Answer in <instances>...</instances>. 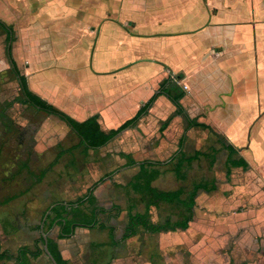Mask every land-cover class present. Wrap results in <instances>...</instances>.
Returning <instances> with one entry per match:
<instances>
[{"label":"crops","instance_id":"obj_1","mask_svg":"<svg viewBox=\"0 0 264 264\" xmlns=\"http://www.w3.org/2000/svg\"><path fill=\"white\" fill-rule=\"evenodd\" d=\"M20 12L23 18L16 25L29 27L22 30L28 58L23 73L36 94L78 121L99 115L102 128L111 130L135 117L160 83L171 77L186 92L183 100L199 111V121L211 124L220 140L231 144L250 165L247 170L232 167L228 178L229 151L218 140L211 143L210 148L219 149L212 168L219 166L227 179L214 201L221 214L206 224L201 210L194 208L187 230L141 231L127 239L124 207L134 204L137 195H130L128 204L115 195L106 198L109 180L100 182L94 190L97 205L123 209L119 215L113 211L104 215L102 228L78 226L73 235L58 238L63 260L67 264H264V0H0V19L7 24ZM63 19L74 26L67 48L47 30V25H61ZM54 49L60 61L44 62ZM166 110L174 112L175 105L163 94L136 125L97 149L84 143L76 131L77 142L63 147L53 135L56 130L32 117L21 120L17 137L10 128L6 141L5 131H0L2 249H36L44 234L57 237L59 220L53 224L54 218L67 204L69 213L77 212L75 201L80 198L62 194L78 187L79 181L74 182L79 177L65 184L66 175L60 171L75 165L79 154L94 155L97 150L109 154L125 143L138 154L171 150V157L157 159L164 163L160 176L169 171L177 176L175 163L165 164L177 154L175 139L164 138L172 126ZM179 118H173L174 124ZM161 122L164 126H159ZM8 124L17 126L11 120ZM180 134L184 136L179 151L196 144L191 129ZM99 163L105 167L94 156L86 162L94 182ZM106 164L110 172V161ZM216 186L218 192L217 180ZM202 191L199 197L204 198L209 192ZM139 201L144 202L142 195ZM241 205H246L242 211ZM83 209L90 214L88 206ZM69 213L64 217L74 216ZM146 234H161L164 241L147 242ZM29 262L53 264L46 252ZM0 264L19 262L0 259Z\"/></svg>","mask_w":264,"mask_h":264},{"label":"rangeland","instance_id":"obj_2","mask_svg":"<svg viewBox=\"0 0 264 264\" xmlns=\"http://www.w3.org/2000/svg\"><path fill=\"white\" fill-rule=\"evenodd\" d=\"M7 13V12H6ZM23 18L22 12L18 13L17 18H13L8 24L10 27L14 28L15 31V37L16 40L12 43H10L11 51H12V58L9 56L8 53V38H7V32L0 26V131H5L3 133V139L6 138V141L8 140V137L6 136L9 129L11 128L12 133L14 132L16 134V137L18 134L19 123L21 120L24 119V117H32L31 119H36L39 121L40 124H46L48 128L56 130L57 132L53 134L56 138V140L60 141V144L63 147H70L71 145H74L77 142V138L75 136L74 130L71 127V125L64 120L63 118L52 115L43 111H38L33 109L29 104H26L24 102L25 96L23 94V91L20 87L19 78L14 73L13 70V63L12 60H14L18 66V68L24 72L25 67L28 65V58L25 57L24 49H23V42L26 38L23 36V31L29 30L25 29L23 26H17L18 22ZM59 22H63L61 25L58 24H49L47 25V30L52 32V34L56 37H60L62 39V43L64 46H67L70 43H67V37H70L68 34L72 33L71 30L74 26L70 25V21L68 19L59 20ZM68 24V25H66ZM46 26V25H45ZM38 34L41 32V29L35 30ZM41 40V37H33V39ZM63 40L65 42H63ZM48 58H44V62H58L60 61V55L58 56V50L54 49V52L48 53ZM55 54V55H53ZM46 57V56H44ZM12 59V60H11ZM55 65V64H53ZM182 103L184 107L186 108V112L181 115L180 120H178L177 123L174 124L173 118L177 116L178 110L175 106V110L169 111L166 110V113L169 114L167 120L172 125L169 130L166 132L169 133L168 135H164V138L168 139L169 141H172L173 138L175 139V146L177 149V153L179 149L182 147L181 139L184 136L183 131L188 132V130H192V135L195 136V145L193 147L188 145V149L186 146V150L184 149V153L189 156L194 154L195 150H203L208 151L210 150L209 145L211 143H216V139L213 135H210L205 129L201 127H190L188 118L185 116V114L195 117L198 120H200L199 111L195 106H193L189 102H185V100H182ZM15 121L16 125H13L11 127L8 123L9 121ZM172 122V123H171ZM164 124V123H163ZM162 122L159 123L160 125H163ZM176 125V126H175ZM164 126V125H163ZM187 126V130H184L183 127ZM166 127V126H165ZM5 141V142H6ZM128 143H125L121 146H119V149L117 151L114 149L112 152L105 153L103 150H97L95 154L93 153H85V154H79L77 156L78 160L75 161V165H67L64 169H61L60 173H65L64 181L63 183H67L69 179H78L75 183H78L79 186H74L73 190L69 191H62V194H66L69 196H80L83 197L89 190L91 186L94 185V183L98 180H100V176H103L105 174V179L103 181H108V188L105 194H107L106 198H110L113 195L120 200L122 203L130 199V195L136 193V199L132 200L135 207L136 212L144 213L147 209V205L145 202L139 201V196L141 195L138 191H133V185L132 183L135 181L136 175L139 173L140 167L138 165H130L129 158L127 155H129L133 160L139 161L143 158H149V160H157L162 159L165 160L168 157H171L172 152L171 150L168 152H151L147 154H138L135 151V148L129 147L127 145ZM126 151V152H125ZM130 152V153H127ZM96 157L97 162L99 160L104 161V164L102 166V163H99L96 165L97 169L96 171V180L93 181V177L88 176L90 170L86 164V162L91 157ZM76 159V158H75ZM78 161V162H77ZM111 163L112 170L109 172V165L106 164V162ZM142 161V160H141ZM219 166L212 168V166L209 163V159L206 157H200L196 160H194L190 165H185L184 167V174L185 178L181 179L177 176H175L171 171L164 173V175L158 179V181H154L153 184H155V188L161 190H169V189H179L184 188L186 192L190 189H192L193 184L200 181H214L216 184V180L218 182L219 190L218 192L213 190L209 192L207 195L204 196V198L199 197L200 194L204 191L200 190L198 192V195L196 197V203L198 205L195 206V208L200 209L201 213H203L202 219L206 224H210L212 217L219 216L221 213H219V210L215 206L216 196L220 195L222 188V182L227 181L226 176L222 172V170H219ZM161 169V167H160ZM60 173H57L60 175ZM72 176V177H71ZM78 176V177H77ZM99 176V178H98ZM104 177V176H103ZM54 179H57L55 177ZM102 181V182H103ZM114 182V186L112 185ZM112 183V184H111ZM211 183V182H210ZM100 184V183H99ZM111 184V185H110ZM118 186H117V185ZM152 184V185H153ZM76 187V188H75ZM89 187V188H88ZM97 187V186H96ZM88 188V189H87ZM96 189V188H95ZM162 191V190H161ZM213 199V200H212ZM133 204L128 205L127 207H124L125 212L128 210V207H130ZM162 207L156 208L155 206H149L150 209V215L152 217V220L154 222L159 223H165V222H175L179 219V211L175 206H172L168 203H160ZM246 208V205H241L239 210L242 211ZM123 209V208H122ZM169 218V219H168ZM161 234H146V240L147 242H163L164 239L161 238Z\"/></svg>","mask_w":264,"mask_h":264},{"label":"trees","instance_id":"obj_3","mask_svg":"<svg viewBox=\"0 0 264 264\" xmlns=\"http://www.w3.org/2000/svg\"><path fill=\"white\" fill-rule=\"evenodd\" d=\"M0 26L7 32L8 43H12L16 40L15 31L13 27H10L5 21L0 19ZM9 56L12 58L11 46L8 45ZM12 60V59H11ZM14 73L19 78L20 87L25 96L24 102L28 103L40 110L46 111L48 113L57 115L64 120H66L71 127L78 133L82 141L86 143L89 147L100 148L108 144L110 141L118 137L123 131L137 124L139 119L146 115L150 108L153 106L154 102L160 95H167L171 102L176 106L178 113L177 115H182L186 112L182 100L186 96V92L181 89L177 82H175L171 77L166 78L162 83H160L158 91L141 107L135 117L126 121L121 126L116 129L104 130L99 121L100 116L94 115L84 121H78L71 115L61 110L45 98L33 92L28 84V78L25 73H23L17 66L16 62L12 60ZM185 116L189 119L190 127H201L208 130L211 135H213L216 140H218L224 149L229 151V156L227 158V177L230 178V171L232 167L242 166L245 170L250 168L249 163L239 154L238 150L235 149L231 144H227L225 141H221L220 134L214 129L211 124L203 121H199L197 118H192L188 114ZM166 123L165 126H167ZM219 149L216 147H211L209 151L203 152L196 150L194 154L187 156L183 150L179 151L174 157L170 158L165 162H174L176 166V173L181 179L185 178L184 167L185 165H190L194 160L200 157H206L209 159V163L213 166L217 160V154ZM130 165H138L140 167L139 173L135 177V181L132 183L133 190L138 191L143 196V201L147 205V209L144 213L136 212V205H131L128 207V226L124 239L135 236L141 231H147L150 233L161 232L163 230H187L190 226V222L194 220L195 217V206L196 197L200 190H205L211 192L217 188L214 181H200L193 184L192 189L186 190L184 188H179L174 191H161L155 188L152 184L161 174V161L157 160H144L135 161L129 155ZM106 176L102 177L100 180L96 181L93 186H91L88 192L81 198H79L75 203L77 206L75 210L77 212L70 211L69 204L63 206L60 210V214L54 218L53 224L58 221V226L60 227L59 233L55 238L52 233L48 235L49 249L57 260L59 264H67L61 256L57 239L67 238L74 234L75 229L78 226L86 227H104L102 222V217L111 213L112 211L115 215H119L122 211V207L113 206L111 209L104 207H99L97 205V199L94 195V190L96 186L99 185L105 179ZM211 182V183H210ZM160 203L173 204L179 211V219L175 222H165L159 223L154 222L150 215L149 206L158 207ZM90 210V214H86L84 207ZM55 213V211H53ZM66 213L74 214L70 219L64 217ZM50 216V215H49ZM44 237L40 239L39 247L32 249L28 246H22L16 251L2 249L0 245V259H15L19 264H30V258H37L45 253L44 249Z\"/></svg>","mask_w":264,"mask_h":264},{"label":"water","instance_id":"obj_4","mask_svg":"<svg viewBox=\"0 0 264 264\" xmlns=\"http://www.w3.org/2000/svg\"><path fill=\"white\" fill-rule=\"evenodd\" d=\"M9 47H10V44H9ZM8 51H10V50L8 49ZM44 241H45L44 249H45L46 254L50 257V259L52 260L53 264H59L57 262V260L54 258V256L52 255V253H51V251L49 249L48 234H44Z\"/></svg>","mask_w":264,"mask_h":264}]
</instances>
